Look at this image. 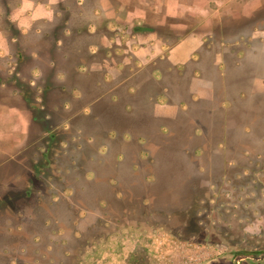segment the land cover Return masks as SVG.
Returning <instances> with one entry per match:
<instances>
[{
  "label": "rangeland",
  "instance_id": "1",
  "mask_svg": "<svg viewBox=\"0 0 264 264\" xmlns=\"http://www.w3.org/2000/svg\"><path fill=\"white\" fill-rule=\"evenodd\" d=\"M226 242L264 248V0H0V264H196Z\"/></svg>",
  "mask_w": 264,
  "mask_h": 264
},
{
  "label": "flooded vegetation",
  "instance_id": "2",
  "mask_svg": "<svg viewBox=\"0 0 264 264\" xmlns=\"http://www.w3.org/2000/svg\"><path fill=\"white\" fill-rule=\"evenodd\" d=\"M239 228L241 229V227ZM206 230L213 232L210 228H206ZM215 235L216 232L215 234L209 233V240L213 241ZM221 245L223 249L217 255H213L196 264H264V248H237L229 242Z\"/></svg>",
  "mask_w": 264,
  "mask_h": 264
},
{
  "label": "crops",
  "instance_id": "3",
  "mask_svg": "<svg viewBox=\"0 0 264 264\" xmlns=\"http://www.w3.org/2000/svg\"><path fill=\"white\" fill-rule=\"evenodd\" d=\"M22 29H21V32L23 33V34H25V33H27V32H29V30L31 29V27L30 26H22L21 27ZM180 44L181 43H178L176 46H174L175 48H173V50H172V52L170 53V54H165V55H162L161 56V58H163V59H165L166 58V56H169L170 58H171V64H173V65H177V64H181V54H180V49H179V47H180ZM179 49V50H178ZM185 55V58L186 57H189V58H191L192 60H197V58H196V56H195V53L194 52H188V53H185L184 54ZM182 58H184L183 56H182ZM139 59L141 60V63H142V65H143V61L144 60H146L145 59V57L144 56H141V57H139ZM141 63L139 64V65H141ZM51 64L53 65V64H55V60H53V59H51ZM58 78H61V77H59V75H55V74H52V75H47V77H46V80L47 81H50L51 83H53L54 81H55V79H58ZM63 78V77H62ZM193 85L195 86V81H192V83H191V86L189 87L190 89L193 87ZM166 89H167V87H165ZM195 88V87H194ZM192 95H191V98H192V96H194V98H199V96L198 97H196L197 95V92L195 91V89L193 90L192 89ZM167 97V96H166ZM193 99V98H192ZM161 102L159 103L164 109H166L167 110V112L168 113H170V110H169V107H170V105H167V103L165 102V101H163V99L162 100H160ZM185 102H187V103H185L186 105H183L182 106V108L183 109H186L187 108V106H188V101H185ZM49 104H51V103H49ZM176 106H178V104H175ZM59 107H61L58 103H52V106H51V108L52 109H57V108H59ZM75 109H77L78 107L76 106V107H74ZM73 110V111H76V110Z\"/></svg>",
  "mask_w": 264,
  "mask_h": 264
},
{
  "label": "trees",
  "instance_id": "4",
  "mask_svg": "<svg viewBox=\"0 0 264 264\" xmlns=\"http://www.w3.org/2000/svg\"><path fill=\"white\" fill-rule=\"evenodd\" d=\"M63 28L65 31L69 30V32H72V29L71 28L68 29V26H63L61 29L59 27L60 30L58 32H62ZM138 30H140V28H136V31H138ZM49 33L55 34L56 32H54V29H52L49 31ZM52 42H53V45L55 46L56 49H61L63 46V43H64V38L61 35H58V36L56 35V36H54V40ZM53 60H55V59L53 58ZM138 100L135 103L132 100L131 103L128 105L129 108L127 107L128 109L125 107V109L127 110L126 112H128L130 114V117H129L130 120H133L132 117L135 115H136V118L138 120L140 118V115H141L140 112L143 109L147 108L146 105H143L141 103L140 99H138Z\"/></svg>",
  "mask_w": 264,
  "mask_h": 264
}]
</instances>
